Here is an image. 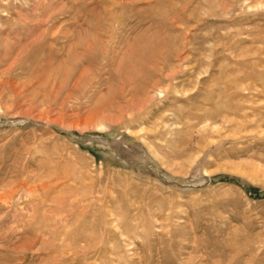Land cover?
Segmentation results:
<instances>
[{"label": "rangeland", "instance_id": "374dc122", "mask_svg": "<svg viewBox=\"0 0 264 264\" xmlns=\"http://www.w3.org/2000/svg\"><path fill=\"white\" fill-rule=\"evenodd\" d=\"M0 264H264V0H0Z\"/></svg>", "mask_w": 264, "mask_h": 264}]
</instances>
